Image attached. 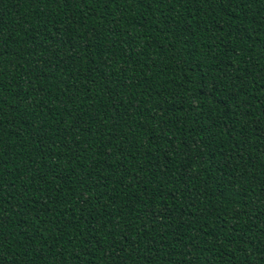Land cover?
<instances>
[{"label": "trees", "instance_id": "16d2710c", "mask_svg": "<svg viewBox=\"0 0 264 264\" xmlns=\"http://www.w3.org/2000/svg\"><path fill=\"white\" fill-rule=\"evenodd\" d=\"M0 264H264V0H0Z\"/></svg>", "mask_w": 264, "mask_h": 264}]
</instances>
